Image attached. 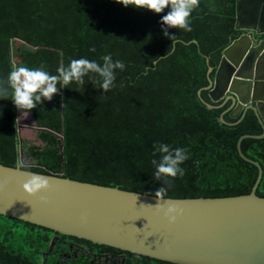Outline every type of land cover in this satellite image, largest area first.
<instances>
[{"label": "trees", "instance_id": "16d2710c", "mask_svg": "<svg viewBox=\"0 0 264 264\" xmlns=\"http://www.w3.org/2000/svg\"><path fill=\"white\" fill-rule=\"evenodd\" d=\"M167 11L153 14L114 0H0V87H8L10 71L20 66H43L54 75L73 59L102 64L108 54L125 65L116 71L114 87L107 93L90 74L93 79L85 77L83 89L74 82L60 89L59 106L42 101L30 111L41 127L42 121L58 117L63 141L54 169L29 164L22 169L154 196L163 180L154 179L152 161L159 154L153 156V146L167 144L186 149L189 158L180 166L184 175L171 179L164 198H224L251 192L258 168L240 157L237 143L243 135H261L262 125L251 110L240 122L241 115H223L230 102L220 107L223 100L212 102L206 89L222 52L241 35L235 28V0H199L190 32L168 29L175 35L172 43L160 23ZM4 98L0 96V165L15 168L23 164L24 146L11 89ZM241 151L263 170L256 195L264 198V138L244 139ZM14 228L28 234L30 256L21 264H40L35 254L46 251L55 236L89 249L116 250L3 216L0 249L14 250L5 244ZM123 253L125 264H172Z\"/></svg>", "mask_w": 264, "mask_h": 264}, {"label": "water", "instance_id": "95a60500", "mask_svg": "<svg viewBox=\"0 0 264 264\" xmlns=\"http://www.w3.org/2000/svg\"><path fill=\"white\" fill-rule=\"evenodd\" d=\"M235 7V28L245 33L222 52L206 89L212 102L223 100L220 107L231 101L223 115H241L240 122L251 110L262 125L261 135H243L237 143L240 157L258 168L249 194L158 202L154 196L31 172L21 163L0 165V216L172 264H264V198L256 195L263 170L241 151L244 139L264 138V39L259 36L264 34V0H235ZM212 71L210 67L207 75ZM60 137L63 141V133ZM32 176L45 178L48 190L27 195L22 185ZM169 207L177 209L173 223L164 216Z\"/></svg>", "mask_w": 264, "mask_h": 264}, {"label": "clouds", "instance_id": "9594fccd", "mask_svg": "<svg viewBox=\"0 0 264 264\" xmlns=\"http://www.w3.org/2000/svg\"><path fill=\"white\" fill-rule=\"evenodd\" d=\"M125 8L132 7L136 10L148 11L160 14L167 9V14L160 21L165 37L171 40L175 35H169L168 29H181L190 32L192 12L199 6V0H114ZM90 51H95L91 48ZM102 64L86 58L73 59L67 66L63 64L56 69V74H49L41 68L17 67L10 71L7 77V88L0 87V96L8 99V90L11 89V101L15 108L27 116L29 112L42 101H51L60 89L67 88L71 83H76L83 89L85 77L93 79L94 74L98 79L99 89L107 93L114 87L115 73L123 71L125 65L122 61H113L111 54L102 58ZM63 107V105H62ZM153 156L159 154V159L152 161L155 166V181L163 180V185L153 194L158 202L164 200L171 179L184 175V169L180 166L189 158L187 150L183 148L172 149L167 144H154ZM167 187H166V186ZM22 190L29 196L37 195L48 190V181L40 176H32L22 185ZM160 203L157 204L159 206ZM177 209L169 207L164 216L169 223L175 221Z\"/></svg>", "mask_w": 264, "mask_h": 264}, {"label": "rangeland", "instance_id": "374dc122", "mask_svg": "<svg viewBox=\"0 0 264 264\" xmlns=\"http://www.w3.org/2000/svg\"><path fill=\"white\" fill-rule=\"evenodd\" d=\"M52 102L54 105L59 106L58 94L54 95ZM20 122L19 133L24 146L21 150L22 157L24 155L22 158L23 164L43 165L50 170L54 169V162L60 159L61 126L58 117L51 122L42 121L43 127H41L35 124L30 112L27 116H23L21 112ZM35 127H39L42 130H37ZM40 131L42 133L37 136ZM6 227V224H2L1 228ZM14 231L15 234L11 235L10 240L6 241L5 244L13 246L12 248L14 249H22L25 255L30 256V250L28 249L29 241L25 240L28 234L21 228H14Z\"/></svg>", "mask_w": 264, "mask_h": 264}, {"label": "flooded vegetation", "instance_id": "af4514ba", "mask_svg": "<svg viewBox=\"0 0 264 264\" xmlns=\"http://www.w3.org/2000/svg\"><path fill=\"white\" fill-rule=\"evenodd\" d=\"M243 33L245 32L241 30V34ZM259 36L261 40L264 39V34ZM229 102L230 104L228 108L231 105V101H228L227 103ZM58 239L59 238H56V236L52 239L54 244L51 252L48 253V248L46 251L35 254L41 259L40 264H125L126 262L127 257L120 250L101 251L96 248L89 249L88 246L78 244L71 240L60 242V239ZM58 242L63 249H57ZM46 252L48 254H46ZM27 257L29 256L25 255L24 250L22 251V249H0V264H15L13 260L17 261V264H21V261Z\"/></svg>", "mask_w": 264, "mask_h": 264}, {"label": "crops", "instance_id": "0c3cea01", "mask_svg": "<svg viewBox=\"0 0 264 264\" xmlns=\"http://www.w3.org/2000/svg\"><path fill=\"white\" fill-rule=\"evenodd\" d=\"M248 24H249V22H246V23H244V25H242V26H244V27H245V26H247Z\"/></svg>", "mask_w": 264, "mask_h": 264}]
</instances>
